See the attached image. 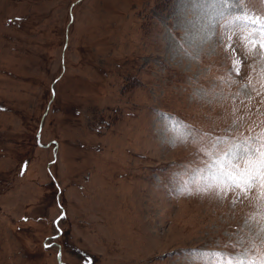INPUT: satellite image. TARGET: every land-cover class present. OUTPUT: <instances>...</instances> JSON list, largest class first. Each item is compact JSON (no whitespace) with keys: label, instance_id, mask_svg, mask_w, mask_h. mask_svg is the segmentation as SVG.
I'll use <instances>...</instances> for the list:
<instances>
[{"label":"rangeland","instance_id":"374dc122","mask_svg":"<svg viewBox=\"0 0 264 264\" xmlns=\"http://www.w3.org/2000/svg\"><path fill=\"white\" fill-rule=\"evenodd\" d=\"M253 18L264 0H0V264L264 258V184L231 183L264 146Z\"/></svg>","mask_w":264,"mask_h":264},{"label":"snow or ice","instance_id":"6c2138e0","mask_svg":"<svg viewBox=\"0 0 264 264\" xmlns=\"http://www.w3.org/2000/svg\"><path fill=\"white\" fill-rule=\"evenodd\" d=\"M251 23H258L261 30H264V21H257L253 18ZM262 47H264V45H262ZM184 126L186 127V125ZM236 147L240 146L237 145ZM244 148L247 149L244 158L252 162L242 172H238L231 181L232 185L242 192L250 190L252 185L256 184L258 181L264 184V146L251 148L250 145L246 143ZM186 194L190 195L192 193L188 192ZM221 255H227V264H245V262L246 264H264V258H261L258 261H249L244 253H241L239 256L231 253Z\"/></svg>","mask_w":264,"mask_h":264}]
</instances>
